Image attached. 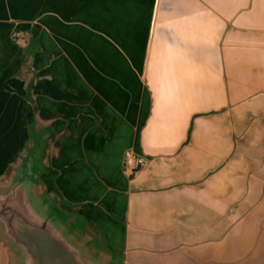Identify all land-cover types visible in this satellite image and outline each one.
I'll list each match as a JSON object with an SVG mask.
<instances>
[{
    "label": "crops",
    "instance_id": "1",
    "mask_svg": "<svg viewBox=\"0 0 264 264\" xmlns=\"http://www.w3.org/2000/svg\"><path fill=\"white\" fill-rule=\"evenodd\" d=\"M2 77L34 102L37 198L94 260L264 264V0H0Z\"/></svg>",
    "mask_w": 264,
    "mask_h": 264
},
{
    "label": "water",
    "instance_id": "2",
    "mask_svg": "<svg viewBox=\"0 0 264 264\" xmlns=\"http://www.w3.org/2000/svg\"><path fill=\"white\" fill-rule=\"evenodd\" d=\"M0 237L14 264H102L89 256L62 226L57 214L35 194L32 158L0 190Z\"/></svg>",
    "mask_w": 264,
    "mask_h": 264
},
{
    "label": "rangeland",
    "instance_id": "3",
    "mask_svg": "<svg viewBox=\"0 0 264 264\" xmlns=\"http://www.w3.org/2000/svg\"><path fill=\"white\" fill-rule=\"evenodd\" d=\"M18 38L14 37L11 42L16 45ZM3 50L7 53L13 52L14 56L18 54L15 47L13 50L10 47H4ZM34 73L25 71L26 79L35 78ZM2 79L3 84L0 85V144L4 143L3 147L6 146L7 149L0 153V190L10 186L21 164L28 160L26 153L36 148L39 138L37 126L34 125L29 134V141L26 142L23 128V121H27L23 114L27 110L31 117L34 102L25 106L20 98L21 91L12 87L9 78L2 77Z\"/></svg>",
    "mask_w": 264,
    "mask_h": 264
},
{
    "label": "built area",
    "instance_id": "4",
    "mask_svg": "<svg viewBox=\"0 0 264 264\" xmlns=\"http://www.w3.org/2000/svg\"><path fill=\"white\" fill-rule=\"evenodd\" d=\"M15 37L18 38L19 35L16 34ZM144 165L145 158L143 156L137 155L130 150L124 152L122 170L128 178L135 176Z\"/></svg>",
    "mask_w": 264,
    "mask_h": 264
},
{
    "label": "trees",
    "instance_id": "5",
    "mask_svg": "<svg viewBox=\"0 0 264 264\" xmlns=\"http://www.w3.org/2000/svg\"><path fill=\"white\" fill-rule=\"evenodd\" d=\"M30 53L28 52V51H26V53H25V55L27 56V55H29Z\"/></svg>",
    "mask_w": 264,
    "mask_h": 264
}]
</instances>
